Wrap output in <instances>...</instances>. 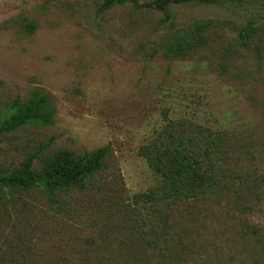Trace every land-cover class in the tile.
Instances as JSON below:
<instances>
[{"label":"rangeland","instance_id":"1","mask_svg":"<svg viewBox=\"0 0 264 264\" xmlns=\"http://www.w3.org/2000/svg\"><path fill=\"white\" fill-rule=\"evenodd\" d=\"M149 1L0 0V119L39 90L53 111L0 132V168L109 146L83 190L0 189V264H264V0L176 5L166 22ZM200 18L216 21L207 45L166 57L171 33ZM248 20L258 30L244 47ZM166 118L219 135L224 186L132 210L162 182L141 147ZM153 229L169 241L136 238Z\"/></svg>","mask_w":264,"mask_h":264},{"label":"trees","instance_id":"2","mask_svg":"<svg viewBox=\"0 0 264 264\" xmlns=\"http://www.w3.org/2000/svg\"><path fill=\"white\" fill-rule=\"evenodd\" d=\"M127 1L131 0H103L99 8L108 9ZM219 1L221 0H151L145 4L162 12L163 17L160 21L166 22L176 5H212ZM253 23L252 20H248L238 27L237 41L241 46L247 47L250 37L257 33L258 28ZM215 25L216 21L213 19L200 18L194 20L187 28L171 33L163 50L164 55L181 57L207 45V32ZM26 28L31 31L34 25L27 23ZM49 98L48 94L39 90L33 91L26 100L15 99L11 105L13 110L0 119V132L16 130L31 121L50 123L53 111ZM219 139L218 134L195 120L166 118L159 132L141 147V155L150 168L162 178V182L146 193L134 195L131 209H138L142 203L174 204L187 199L198 200L224 186ZM108 153V145L82 154L60 148L42 157L38 168L31 166L32 159L17 169L0 168V189L40 188L48 198H54L73 189L83 190L104 166ZM136 238L141 243L146 242V245L158 244L157 241L165 244L169 241L167 231L159 232L155 229L142 230Z\"/></svg>","mask_w":264,"mask_h":264}]
</instances>
